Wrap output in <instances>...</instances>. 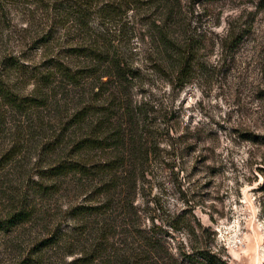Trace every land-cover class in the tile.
<instances>
[{
	"label": "rangeland",
	"instance_id": "obj_1",
	"mask_svg": "<svg viewBox=\"0 0 264 264\" xmlns=\"http://www.w3.org/2000/svg\"><path fill=\"white\" fill-rule=\"evenodd\" d=\"M180 3L181 7H172L171 28L197 48L192 72H179L182 87L168 54L162 47L150 52L148 39H142L152 19L166 16L162 12L159 17L154 7L127 13L134 38L128 45L124 41L117 45L130 66L127 80L104 84L110 80L104 72L81 80L87 92L115 89L132 102L131 107L141 104L135 123L127 127L131 135L125 149H120L125 164L118 177L107 178L110 191L97 197L112 200L105 220L110 241L116 242L110 250L123 249L122 243L134 242L143 230L174 249H188L187 232L196 218L214 231L229 264H264V0ZM8 12L13 24H22L20 12L14 7ZM86 33L76 30L73 37ZM31 55L38 63L42 60L40 54ZM16 76L12 79L21 92L34 87L32 79ZM35 116L12 112L0 131V152L18 145L16 170L26 174L54 157L44 151L43 143L53 137L50 126L55 122L39 127ZM116 117L115 125L118 121L128 125L126 114ZM77 179L78 185L86 184L76 200L96 201L93 185ZM85 194L89 196L84 198ZM54 196L51 204L57 212L65 199ZM2 197L0 188L1 213L7 204ZM41 222L39 218L38 225L0 232V264H25L33 237L43 233ZM77 256H65L64 262L48 249L40 262L65 264Z\"/></svg>",
	"mask_w": 264,
	"mask_h": 264
},
{
	"label": "trees",
	"instance_id": "obj_2",
	"mask_svg": "<svg viewBox=\"0 0 264 264\" xmlns=\"http://www.w3.org/2000/svg\"><path fill=\"white\" fill-rule=\"evenodd\" d=\"M174 4L181 7L180 0H0V44L4 45L0 49V131L12 112L37 115L39 127L55 122L50 126L53 137L43 143L44 151L54 155L47 165L35 166L26 174L16 170L18 145L0 152V188L7 201L0 212V232H12L30 223L38 225L37 219L42 220L43 233L33 237L31 256L25 258V264H43L40 261L48 249L62 260L79 254L65 264H229L214 231L196 218L187 232L188 249H174L143 230L134 242L122 243L123 249L111 251L116 242L110 241L111 228L105 220L112 200L97 198L110 191L107 178L118 177L125 164L120 149H125L122 146L131 135L127 127L135 123L141 104L131 107L132 102L125 101L115 89L87 92L81 80L93 72L109 75L104 84L127 80L130 66L117 49L123 41L128 45L134 38L127 13L154 7L159 17L162 12L166 16L152 19L142 39H148L150 52L162 47L168 54L172 72H178L175 78H182V87L179 72H192L197 48L171 28ZM10 7L21 13L22 24L12 23L10 11L7 13ZM76 30L88 33L73 37ZM9 43L14 46L10 48ZM32 52L40 54L39 63ZM28 59H32L30 64ZM13 75L16 80L32 79L34 87L21 92ZM124 114L128 125L119 121L115 125V117ZM77 177L93 185L91 194L95 193L96 201L76 200V193L86 184L79 186ZM56 194L65 200H60L58 211L53 212L51 201ZM43 201H49L47 206Z\"/></svg>",
	"mask_w": 264,
	"mask_h": 264
}]
</instances>
